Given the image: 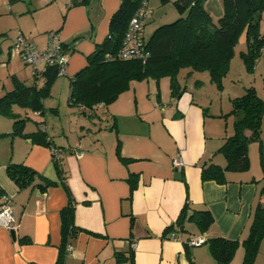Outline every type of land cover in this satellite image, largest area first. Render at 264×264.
Wrapping results in <instances>:
<instances>
[{"label": "crops", "instance_id": "obj_1", "mask_svg": "<svg viewBox=\"0 0 264 264\" xmlns=\"http://www.w3.org/2000/svg\"><path fill=\"white\" fill-rule=\"evenodd\" d=\"M173 1L146 0L145 40L156 27L178 18ZM120 2L0 0V33H13L8 48L18 32L39 50L49 34L56 33L67 55L66 74H56L51 81L41 99L42 112L16 103L0 107V192L11 198L16 219L15 238L0 226V264H55L61 243L60 210L68 201L63 181L76 201L74 224L79 228L65 264H218L205 242L214 236L239 239L228 264H241L245 252L241 241L248 235L264 185V136L259 152L257 145H249L246 170L226 171L222 184L212 179L203 182L200 163L224 166L225 158L217 150L234 132L235 116H227L231 99L243 93L228 97L224 109L220 95V105L214 108L206 93L205 99H197L195 88L204 81H189L204 71L187 75L182 71L178 82L185 89L179 97L170 94L169 77L161 76L131 80L114 99L93 108L70 101L73 77L108 36L109 18ZM167 4L176 12L169 19L162 7ZM204 5L213 20L223 13L221 0H206ZM8 60H14L11 50ZM44 72L34 76L32 69L25 68L23 77L12 73L10 89L4 92L14 88V80L40 87ZM62 112L67 121L58 133L52 116ZM17 119H25L20 132H14ZM40 129L61 150L63 180L55 169L52 148L31 137ZM261 129L264 134V118ZM177 158L181 166L173 164ZM11 163L26 165L53 184L42 190L35 185L37 178L19 187L7 175ZM130 178H134L132 187ZM186 200L197 209L210 210L214 221L207 231L192 222L186 223L187 232L167 229ZM191 237L204 241L191 245ZM253 264H264V238Z\"/></svg>", "mask_w": 264, "mask_h": 264}, {"label": "trees", "instance_id": "obj_2", "mask_svg": "<svg viewBox=\"0 0 264 264\" xmlns=\"http://www.w3.org/2000/svg\"><path fill=\"white\" fill-rule=\"evenodd\" d=\"M142 1L121 0L117 10L109 18L108 36L87 57V64L72 79L69 96L71 102L93 108L95 104L107 103L114 99L119 92L128 87L131 80L139 81L147 77L161 76L169 77L170 94L179 97L185 86L180 88L178 76L185 70L186 75L193 71L206 70L216 87L222 88V78L228 72L230 59L234 56V48L242 32L247 44L246 50L241 52L245 66L252 69L255 60L264 49V30L261 29V22L264 20V0H221L223 13L216 21L212 19L204 5L206 0H174L172 4L179 16L172 22L156 27L150 38L144 39L145 50L148 53L146 60L106 59V53H115L121 46L130 19ZM168 1L160 0L161 4ZM63 47L65 48L64 45ZM43 74L45 80L40 87L14 80V88L0 97V107L16 103L42 112L41 99L48 92V86L56 76L57 69L55 66H47ZM231 104L228 114L235 116L234 132L225 138V142L217 150L223 154L225 164L219 166L211 161H202L200 179L203 182L212 179L222 184L226 181V171L246 170L249 165L247 152L249 141H260L264 99L253 86H248L241 96L231 99ZM24 120L14 121V132L18 130L20 132L22 129L20 122ZM246 129L250 130L249 134H246ZM31 135L34 141L56 148L52 146L45 131L40 129ZM60 151L58 149V156H54L53 161L57 173L63 180L66 170ZM6 169L7 175L19 187L33 184L37 178L40 181L35 185L42 190L53 184L32 168L20 163L8 164ZM132 180L134 181V178H130V182ZM133 183L131 182V187L134 186ZM63 185L68 194V201L60 210L61 243L55 264H65L67 245L79 231L74 224L76 201L64 181ZM183 204L175 222L167 229L187 232L186 223L192 222L199 230L207 231L214 221L210 210L207 207L197 209L188 200ZM252 213L248 235L241 241L245 250L241 264H253L258 246L264 238V185L260 186L258 203ZM205 242L208 243L209 251L218 264H228L240 243L239 239L233 240L225 236H214Z\"/></svg>", "mask_w": 264, "mask_h": 264}, {"label": "rangeland", "instance_id": "obj_3", "mask_svg": "<svg viewBox=\"0 0 264 264\" xmlns=\"http://www.w3.org/2000/svg\"><path fill=\"white\" fill-rule=\"evenodd\" d=\"M164 7V9H166V14L167 17L169 19V17L174 14H176L174 8H172L171 4H167L166 7ZM154 9V8H153ZM154 11H156L157 14V9H154ZM160 14V12H159ZM216 21L217 18H214ZM261 29L264 30V20H262L261 22ZM8 33H10L8 31ZM13 33L11 32L10 36H6L5 33H0V96L3 95L5 92V90L10 89L11 86V77H12V73L17 74V76L19 77H23V75H25L24 70L26 68L27 71L29 70H33V66L28 64H23L22 60L20 59L19 53L16 52V50H13V48H8L9 46V38L12 37L13 38ZM19 34V32H18ZM17 33L16 35H14V41L13 43L16 41L17 38ZM244 33L242 32V34H240V37L238 39V43L235 45L234 48V56H232V58L230 59V63H229V69L227 74L222 78L223 80V87L222 88H217L216 85L210 80V76L209 73L205 70L204 73L202 74H197V75H193V77L189 78V81H191V83L195 82L194 79H199L201 81H204V84L199 83V87L195 88L196 90V96L197 99H201L203 100V98L205 99V93L207 95V98H211L212 99V103L214 108L220 104H218L219 100H220V95L222 96V104H223V109L226 108V106H224L225 101L228 99V97L230 96H235V95H241L244 92V89L248 86H253L254 90L257 91L258 95L264 99V50L261 51V55L256 59L258 61H256V64L254 62V67L252 69H249L247 66H245V62L243 60L242 54H241V49H245V42H244ZM11 50V53L13 54L14 60L9 61V51ZM186 71V70H185ZM185 71H183L185 73ZM29 74V72H26ZM28 76V75H27ZM209 81H211L212 86L210 87ZM138 94V93H137ZM67 99H65L64 105H66L67 103ZM215 103V104H214ZM66 108L61 107V110H65ZM226 110V109H225ZM60 113L59 117L58 116H52L53 121L55 122L54 124H57V130L58 133H60V128H61V124H65V122L67 121V115ZM52 115V114H50ZM227 116H230V114H228ZM231 117V116H230ZM68 131H66L65 133L67 134ZM262 136H264V134H262V129H261V133H260V141H254V140H250L249 144H248V148L249 149V145L251 143H253L252 145H257V152H259L260 150L258 149L260 142L262 143Z\"/></svg>", "mask_w": 264, "mask_h": 264}, {"label": "built area", "instance_id": "obj_4", "mask_svg": "<svg viewBox=\"0 0 264 264\" xmlns=\"http://www.w3.org/2000/svg\"><path fill=\"white\" fill-rule=\"evenodd\" d=\"M145 4L146 1L143 0L141 6L131 17L128 28L125 34H123L124 37L121 46H119L115 53H106V59H141L142 61L147 59L146 57L148 53L145 50L144 36L142 34L145 23L144 18L149 13ZM47 38L48 41L46 45L43 49L39 50L32 42L25 39L22 33H19L16 41L12 44V48L19 53L21 60L25 64L33 66L34 76L43 72L47 66H55L57 74L64 75L66 74L67 55L63 43L56 33H50ZM40 66H42V68ZM58 153L57 148H52L53 157H57ZM173 164L181 166L182 161L177 158L173 160ZM15 222L16 219L12 213L11 198L6 193L0 192V226H3L8 230L15 229ZM203 241L204 240L201 237H191L189 239V244L199 245ZM69 250L70 246L67 245V252Z\"/></svg>", "mask_w": 264, "mask_h": 264}, {"label": "water", "instance_id": "obj_5", "mask_svg": "<svg viewBox=\"0 0 264 264\" xmlns=\"http://www.w3.org/2000/svg\"><path fill=\"white\" fill-rule=\"evenodd\" d=\"M10 233H11L10 236H12L13 238H15V229H11V230H10Z\"/></svg>", "mask_w": 264, "mask_h": 264}]
</instances>
